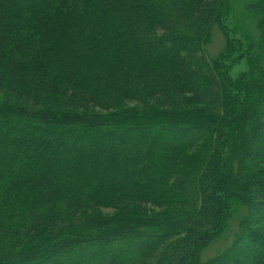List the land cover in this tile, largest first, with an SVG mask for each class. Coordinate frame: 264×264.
I'll list each match as a JSON object with an SVG mask.
<instances>
[{
	"label": "trees",
	"instance_id": "trees-1",
	"mask_svg": "<svg viewBox=\"0 0 264 264\" xmlns=\"http://www.w3.org/2000/svg\"><path fill=\"white\" fill-rule=\"evenodd\" d=\"M232 5L0 0V264H264V0L258 38Z\"/></svg>",
	"mask_w": 264,
	"mask_h": 264
},
{
	"label": "rangeland",
	"instance_id": "rangeland-1",
	"mask_svg": "<svg viewBox=\"0 0 264 264\" xmlns=\"http://www.w3.org/2000/svg\"><path fill=\"white\" fill-rule=\"evenodd\" d=\"M253 0H233L232 12L228 15L226 24L234 33L235 36L242 37V33L246 31L247 33L253 35L255 38L259 36V29L257 26V20L249 10V4ZM225 45V37L219 29H215L213 32L212 41L209 44L207 50L210 56H215L218 54ZM247 69V62L241 60L240 62L234 64L230 70V74L233 77L239 76L242 72ZM245 210L239 208L236 210L235 215L230 223V228L226 232L225 237L222 239L215 240L210 246H208L202 253V258L206 260L207 258L217 254L221 249L226 247L227 243L233 239V235L237 230L238 220L242 215H244ZM50 264V263H47Z\"/></svg>",
	"mask_w": 264,
	"mask_h": 264
}]
</instances>
